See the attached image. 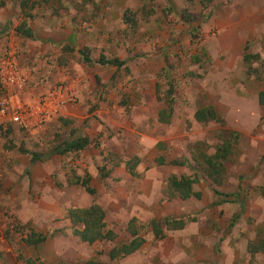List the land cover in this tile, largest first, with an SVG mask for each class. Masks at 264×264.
<instances>
[{
  "label": "rangeland",
  "instance_id": "374dc122",
  "mask_svg": "<svg viewBox=\"0 0 264 264\" xmlns=\"http://www.w3.org/2000/svg\"><path fill=\"white\" fill-rule=\"evenodd\" d=\"M10 48L31 73L29 94L68 78L78 100L43 133L0 127V264H264V0H0V54ZM84 49L127 63L88 65ZM200 107L221 122H198ZM226 131L241 136L217 186L194 158L214 155ZM79 138L83 151L50 157ZM74 173L91 174L96 194L65 183ZM173 177H196L201 198L169 193ZM93 204L106 239L89 244L69 211ZM33 232L47 241L30 245ZM134 238L141 249L110 259Z\"/></svg>",
  "mask_w": 264,
  "mask_h": 264
},
{
  "label": "trees",
  "instance_id": "16d2710c",
  "mask_svg": "<svg viewBox=\"0 0 264 264\" xmlns=\"http://www.w3.org/2000/svg\"><path fill=\"white\" fill-rule=\"evenodd\" d=\"M136 26L137 25H135V27ZM23 36L28 39H33L34 33L31 28H28L27 30H25ZM79 54L82 57L83 62L88 65H92L95 63L101 66H113L116 68H122L127 63V61H121L119 59L110 60L106 58V56L104 55H101L100 58L95 62L89 56V54H87L85 49L80 50ZM244 57H245L246 63L249 66H251L252 60L255 59V57L249 54H246ZM172 89H174L173 86H171V89H170L171 92H173ZM259 104L264 108V92L261 93L259 96ZM160 115H161L160 120L164 123H169L170 120L172 119V113H167L166 110L161 112ZM195 117H196V120L200 123H208L212 121L219 122V123L221 122L220 117L218 116V114L215 112L213 108L200 107L197 109ZM240 136L241 135L238 132H232V131L223 132V134H219L221 143L217 147L214 155L210 156L200 151V157L194 158V162L200 166L202 172H204L207 175V177L211 179V181L217 186H221L224 184V179L226 175V163L231 160L232 155L235 150L234 149L235 144L238 143ZM88 145H89V141L85 138H79L74 141H69L65 144L63 148H59V149L55 148L54 152L50 154V157L54 155L62 156L67 153L83 151ZM29 154L32 158L31 159L32 164H35L39 161L46 160L39 154H36V153L34 154L29 153ZM138 163H139L138 160H136L135 163H133L132 161L127 162L126 164L127 169L129 170L130 174L135 175V169ZM174 165L186 166L190 164L188 161L187 162L185 161L177 162L176 161L174 162ZM0 169L1 171H3L1 163H0ZM196 173L198 174V172ZM73 175H75V173ZM197 181L198 179L196 177H182L180 179L177 177H173L170 180V183L168 185V192L172 194L176 193V195L178 194L177 197L181 198L182 200H188L192 197L201 198V194H198L196 191H194V185L197 184ZM67 183L69 186L81 185L82 188H84L89 195L96 194V190L91 185V179L89 175H86V177L83 180L79 179L76 176H73V178H68ZM215 193L217 195L223 196V194L217 190L215 191ZM225 197L227 198L228 196H225ZM238 199L239 201L243 200L241 195L238 196ZM69 217H70L69 219L74 224V226L78 225L79 223L84 224V229L80 230L77 228L76 230H74L75 236L80 237V239L83 242L94 244L96 242L104 241L106 239L105 213L98 204H93L89 208L72 209L69 211ZM238 217L239 216H236V219ZM154 224H155L154 227H155L156 237H158L159 239L164 238L163 231L159 223L154 221ZM31 236H32V239L29 242V244L36 246V247L47 241V237L43 234H37L33 232ZM143 244H144V239L134 238L128 244L112 250L110 252V259L112 261H115L119 258L130 256L136 253L139 249H141ZM260 248L262 251H264V241H262V243L260 244ZM29 263H31V261H29ZM87 264H98V263L95 261H90Z\"/></svg>",
  "mask_w": 264,
  "mask_h": 264
},
{
  "label": "built area",
  "instance_id": "2783aa9c",
  "mask_svg": "<svg viewBox=\"0 0 264 264\" xmlns=\"http://www.w3.org/2000/svg\"><path fill=\"white\" fill-rule=\"evenodd\" d=\"M30 80L31 73L21 65L15 48L0 56V126H13L32 134L43 133L68 105L78 100L68 78L36 96L29 94ZM1 175L0 169V178Z\"/></svg>",
  "mask_w": 264,
  "mask_h": 264
},
{
  "label": "crops",
  "instance_id": "0c3cea01",
  "mask_svg": "<svg viewBox=\"0 0 264 264\" xmlns=\"http://www.w3.org/2000/svg\"><path fill=\"white\" fill-rule=\"evenodd\" d=\"M32 43H28V47L31 45ZM45 46V45H44ZM47 47L48 46H46V48L45 47H43L44 49H46L47 50ZM34 49V48H33ZM50 49V48H49ZM40 50V49H39ZM34 52V51H33ZM54 52H56V51H54ZM0 55H3V53L2 54H0ZM36 53H32L31 55H27V58L28 59H30V60H32L33 61V59H35V57H36ZM45 72H47L46 70H45ZM87 76H88V74H87ZM86 76H84L83 78H85ZM86 80H87V77H86ZM84 81V80H83ZM75 82V87L77 86V89H78V92H80V86H81V79L79 78L77 81H74ZM86 82V81H85ZM87 82H88V80H87ZM71 104L70 105H68L66 108H65V110L67 109V111L69 112L70 110H71ZM66 111V112H67ZM64 112V111H63ZM173 118V117H172ZM69 171V170H68ZM73 176H76V177H78L79 179H84L86 176L84 175V176H82L81 174H76V175H73ZM73 176H71L70 174L69 175H65V183H67L68 182V178H73ZM90 176H91V185L93 184V177H92V175L90 174ZM68 184V183H67ZM76 186H79V187H81L82 188V186L81 185H76ZM84 189V188H83ZM85 190V189H84ZM85 192H86V190H85ZM87 193V192H86Z\"/></svg>",
  "mask_w": 264,
  "mask_h": 264
},
{
  "label": "clouds",
  "instance_id": "9594fccd",
  "mask_svg": "<svg viewBox=\"0 0 264 264\" xmlns=\"http://www.w3.org/2000/svg\"><path fill=\"white\" fill-rule=\"evenodd\" d=\"M0 56H2V55H0ZM20 62H22V56L20 57ZM25 68V67H24ZM0 93H1V91H2V87H1V84H0Z\"/></svg>",
  "mask_w": 264,
  "mask_h": 264
}]
</instances>
